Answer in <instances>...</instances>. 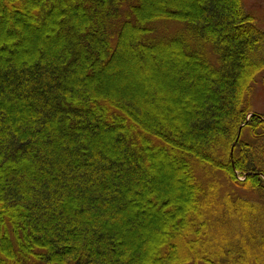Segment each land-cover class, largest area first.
I'll list each match as a JSON object with an SVG mask.
<instances>
[{
	"label": "trees",
	"instance_id": "obj_1",
	"mask_svg": "<svg viewBox=\"0 0 264 264\" xmlns=\"http://www.w3.org/2000/svg\"><path fill=\"white\" fill-rule=\"evenodd\" d=\"M261 74L243 0H0V264H264Z\"/></svg>",
	"mask_w": 264,
	"mask_h": 264
},
{
	"label": "rangeland",
	"instance_id": "obj_2",
	"mask_svg": "<svg viewBox=\"0 0 264 264\" xmlns=\"http://www.w3.org/2000/svg\"><path fill=\"white\" fill-rule=\"evenodd\" d=\"M243 2L247 12L254 16L257 25L264 31V0H243ZM160 24H168L165 26L168 27L169 30L166 29L165 31L162 29L161 31L164 35L174 34L182 28V25L178 26L179 24L176 23L164 22ZM142 87L144 88V85H142ZM169 94L171 95L172 93L169 92ZM252 106L254 114L264 116V74H261L257 78L252 98Z\"/></svg>",
	"mask_w": 264,
	"mask_h": 264
}]
</instances>
